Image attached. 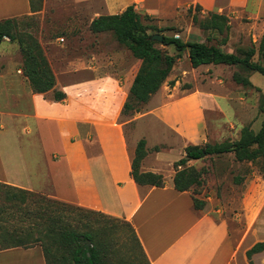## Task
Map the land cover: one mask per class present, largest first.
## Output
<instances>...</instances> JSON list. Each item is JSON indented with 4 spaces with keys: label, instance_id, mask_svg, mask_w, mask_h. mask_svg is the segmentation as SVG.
I'll list each match as a JSON object with an SVG mask.
<instances>
[{
    "label": "crops",
    "instance_id": "0c3cea01",
    "mask_svg": "<svg viewBox=\"0 0 264 264\" xmlns=\"http://www.w3.org/2000/svg\"><path fill=\"white\" fill-rule=\"evenodd\" d=\"M127 1L137 12L156 17L196 6L206 14L264 16V0ZM31 14L29 0H0V22ZM13 69L8 61L0 64V183L29 192L49 187L57 201L128 222L150 264H231L233 256L237 260L228 222L214 219L207 209L196 210L190 193L177 192L172 178L164 180L162 188L132 180L131 163L142 134L150 146L146 131L137 137L140 121L129 139L119 121L134 78L121 85L114 75H98L89 67V78L65 75L57 81L56 88L59 85L66 98L49 102L19 78L20 68L16 74ZM206 97L188 93L169 102L156 117L169 124L183 109L203 111L204 100L214 102L213 95ZM159 123L142 122L154 141L161 135ZM34 133L38 143L37 137H30ZM157 163L145 157L140 170L159 174ZM258 237L250 239L249 249L264 241ZM247 239L243 237L242 245ZM240 258L244 263L245 254ZM0 264H45V259L39 246L19 247L0 250Z\"/></svg>",
    "mask_w": 264,
    "mask_h": 264
},
{
    "label": "rangeland",
    "instance_id": "374dc122",
    "mask_svg": "<svg viewBox=\"0 0 264 264\" xmlns=\"http://www.w3.org/2000/svg\"><path fill=\"white\" fill-rule=\"evenodd\" d=\"M40 3L39 11L15 20V32L19 36H31L35 39L48 61L56 82H62L65 75H76L89 78V67H95L98 75L112 74L120 80V84L130 83L134 78L140 62L134 59L125 47L119 45L110 33L92 34L89 24L98 15L118 14L128 6L127 0H33ZM178 9L176 12L161 17L150 16L157 30H148V34L179 37L184 42L198 41L213 45L226 53L242 57L248 48H258L264 35V16L252 19L245 13L223 14L228 18L230 29L226 33L212 30L202 31L197 22L207 18L206 13L192 8ZM145 16L143 10H138ZM168 55L175 56L173 47L158 44ZM10 62L16 69L22 68V55L19 44L4 38L0 42V64ZM254 62H259L257 53ZM88 72V73H87ZM24 81L26 78L18 75ZM71 76L70 80L79 77ZM246 78L248 86L236 84L233 77ZM27 82V79L25 80ZM174 81L173 87L168 82ZM28 84V82H27ZM57 90H61L58 85ZM191 92H200L206 96L213 95L214 102L206 103L203 111L198 109H183L169 120V124L156 117L171 101L182 99ZM46 101H51L52 94H43ZM264 97V77L256 72L248 71L240 66H200L191 68L186 52L180 54L172 72L159 91L152 96L149 103L139 113L130 116L121 115L120 122L125 124L126 137L132 135L138 121L137 137L143 132L149 135L150 146L146 157L158 162L154 167L165 181L173 178V163L184 156L188 145L201 146L224 141L235 142L239 139L242 128L249 127L254 132L260 129L264 119V107L261 110V100ZM153 120H158L162 127L161 135L153 140L151 131L146 128ZM159 125V127H160ZM36 138L35 133L30 136ZM54 137V134H53ZM177 138L182 143L177 142ZM141 139L146 140L142 134ZM58 147V146H57ZM157 148V149H156ZM156 150L158 152H156ZM149 155V156H148ZM188 167L203 170L202 185L190 191V195L205 200V208L214 219H225L231 234L232 255L237 257L239 264H248L241 255L249 249L251 238L264 240V178L261 173V162H236L232 154L214 156L202 161L190 162ZM241 180L240 183L234 181ZM29 192V191H28ZM31 202L26 205L20 220H11L10 225L29 231L34 238H41L48 231V223L37 216L39 208L48 207L55 212L63 211L58 201L52 196L49 187L43 191L30 192ZM52 203H55L52 204ZM28 211L29 213H26ZM218 211V213H214ZM65 221L73 226L89 223L91 228H101L114 243V250L119 260L128 261L127 242L130 235L128 227L123 223L100 219L98 222L86 218L76 212H64ZM17 214V212H16ZM122 220V219H120ZM243 237L248 240L242 245ZM246 240V241H247ZM124 244V245H123ZM233 256L231 264L237 260ZM252 264H264V251L252 258Z\"/></svg>",
    "mask_w": 264,
    "mask_h": 264
},
{
    "label": "trees",
    "instance_id": "16d2710c",
    "mask_svg": "<svg viewBox=\"0 0 264 264\" xmlns=\"http://www.w3.org/2000/svg\"><path fill=\"white\" fill-rule=\"evenodd\" d=\"M30 11L35 13L40 9V3L29 0ZM196 10H200L198 6ZM193 9L189 8L188 13ZM15 20L9 19L0 22V42L7 38L19 44L22 55V74L27 79L31 90L37 94H52V101L62 102L65 93L56 89V79L41 49L39 43L31 36H17ZM150 16H141L134 6H128L120 14L100 15L89 24L92 34L110 33L116 42L128 49L132 57L140 62V66L132 81L127 99L123 105L122 115L130 116L139 113L145 107L169 77L180 54L187 53L191 68L196 69L206 65L240 66L248 71L259 73L264 77V35L259 41L257 51L250 47L242 57L226 53L213 45L198 41L184 42L179 37L162 35V44L173 47L177 54L168 55L157 47L158 43L152 42L148 30H157L152 24ZM202 31L212 30L220 34L229 31L228 18L225 15L207 13V18L197 20ZM164 30L159 29L161 34ZM257 53L259 62H254ZM236 84L248 86L246 78L233 77ZM174 81L168 82L173 87ZM264 107V97L260 109ZM157 149V148H156ZM156 152H158L156 150ZM146 141H138L131 163V178L139 186L162 188L165 185L161 174L142 172L140 170L143 159L147 156ZM232 154L236 162H261V173L264 178V119L260 129L254 132L249 127L241 130L240 137L235 142L224 141L216 144L201 146L188 145L184 149V156L173 163V187L177 192H190L202 185L203 170L188 167L190 162H197ZM236 183L241 180L235 178ZM32 194L28 191L13 188L0 183V250L10 248H30L39 246L43 252L45 264H125L127 260H119L114 243L105 235L101 228H91L89 223L73 226L65 221L64 212H76L86 218L98 222L100 219L122 222L128 227L130 235L126 245L128 248L129 264H150L147 260L134 228L126 221L113 218L100 212L83 209L77 206L58 201L63 211L55 212L48 207L39 208L37 216L48 223V231L41 238H34L27 230L18 229L10 225L11 220H20L26 205L31 202ZM194 208L202 211L205 200L191 196ZM55 205V203H52ZM17 212V214H16ZM26 213H29L26 211ZM124 245V244H123ZM264 251V241L254 244L245 252L248 264H252V256Z\"/></svg>",
    "mask_w": 264,
    "mask_h": 264
},
{
    "label": "water",
    "instance_id": "95a60500",
    "mask_svg": "<svg viewBox=\"0 0 264 264\" xmlns=\"http://www.w3.org/2000/svg\"><path fill=\"white\" fill-rule=\"evenodd\" d=\"M162 35H160V34H154V35H152L151 37H150V40L152 41V42H156V43H158V44H162Z\"/></svg>",
    "mask_w": 264,
    "mask_h": 264
}]
</instances>
